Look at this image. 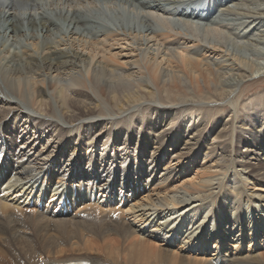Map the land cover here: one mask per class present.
<instances>
[{
  "label": "bare ground",
  "instance_id": "1",
  "mask_svg": "<svg viewBox=\"0 0 264 264\" xmlns=\"http://www.w3.org/2000/svg\"><path fill=\"white\" fill-rule=\"evenodd\" d=\"M261 75L264 0H0V264H264V94L241 91ZM33 122L71 136L67 170L62 140L15 153ZM94 200L122 208L64 219Z\"/></svg>",
  "mask_w": 264,
  "mask_h": 264
},
{
  "label": "rangeland",
  "instance_id": "2",
  "mask_svg": "<svg viewBox=\"0 0 264 264\" xmlns=\"http://www.w3.org/2000/svg\"><path fill=\"white\" fill-rule=\"evenodd\" d=\"M224 34L225 33H223L222 34V36L224 37ZM262 77L261 78H259L260 76H257L256 78H257V80L258 81H253V82H250V83H246L245 85H243V87H241V91H245L246 90V98H244V100L245 101H247V98H255V96L258 94V93H261V94H264V75H261ZM259 78V79H258ZM244 87H245V89H244ZM263 90V91H262ZM258 91V92H257ZM239 93V92H238ZM256 94V95H255ZM254 96V97H253ZM225 105H228V103H225ZM37 107H40L41 108V105L39 106V105H36ZM36 107V108H37ZM43 107H45V106H43ZM40 108H38L37 110V112H33L32 113V115L33 116H35V117H39V118H42V119H45V118H47L46 116H45V114H43L44 113V109L42 110V109H40ZM41 111V112H40ZM43 111V112H42ZM225 117V116H224ZM226 117H227V115H226ZM14 120V118H12L11 117V115L10 116H8L7 118H6V122H8L9 120L10 121H12V120ZM98 120H102V118L101 117H98V118H91V119H86V120H84L86 123H88V122H95V121H98ZM4 121V122H5ZM88 121V122H87ZM102 121H105V120H102ZM107 121V120H106ZM105 121V122H106ZM24 123V121H22V124ZM28 124H30V123H28ZM35 124V125H34ZM13 126V125H12ZM35 126H36V123H31V125H27L26 123H25V125L23 126V127H17V129L15 128V130H16V133H15V139H16V145H15V148H16V152L15 153H18V152H24V150H25V148L27 147V146H29V148H31L30 146H32V147H34V149L35 150H37L38 152H39V154H40V157L39 158H45L46 160L47 159H50V158H48V156H46V154H47V151H50V150H52V149H54V148H56V146H57V144L59 143V140H62L63 142H62V144H67V142H68V147H67V149H66V152H67V155L65 156V157H60V159H61V166L62 167H57L56 169L57 170H61V171H63L64 169L65 170H67L69 167H68V165L71 163V161H70V159L72 158V157H75V155L73 154V147H75L76 145H75V143H74V141H72L71 142V139H68V138H70L71 136H67V137H65L64 135H63V137H59V135H58V129H55L54 130V128L53 127H47L46 125H44V126H41L39 129H38V131L37 132H35L34 133V130H35ZM109 126V125H108ZM190 125L188 124V127H189ZM26 127V128H25ZM132 127H133V129H134V132L137 134V135H139L140 133V128L139 127H136L135 126V124L134 125H132ZM168 129H169V127H168ZM136 130V131H135ZM43 134V135H42ZM52 135V136H51ZM89 136L90 135H88V136H86L85 138H84V140H85V142H87L88 140H89ZM50 137V139H48ZM12 138V139H11ZM63 138V139H62ZM12 140L13 141V139H14V137H13V134H9L8 136H7V134H5V136H1L0 137V142H2V141H7L8 143H10V141L9 140ZM0 145H1V143H0ZM86 145H87V143H86ZM85 145V146H86ZM14 147V145L12 146V148ZM23 147V148H22ZM124 148V146H119V147H117L116 149H114L113 151H112V154L113 153H115V152H121V149L120 148ZM78 148V147H77ZM79 149V148H78ZM90 150L91 149H88L87 151H81L80 149H79V152H77L76 154H81V153H84V155H85V153L86 154H88V153H93V154H98L99 153V157L103 160V164H104V166H105V164H109V165H111V167L114 169V167H115V164H112L109 160H108V158L106 157V158H104V156L102 157V153L104 152V151H106V150H104V148H94V149H92V151L90 152ZM103 150V151H102ZM123 150H125V149H123ZM122 150V151H123ZM111 151H109V153H110ZM123 152H125V151H123ZM122 152V153H123ZM30 153H32V152H29L25 157H24V159H25V161H26V165H28V166H31V167H33L34 165H36V163L37 162H39V161H41V160H34V159H28V156L30 155ZM111 154V153H110ZM130 154H135V151L133 150V148L132 149H130ZM74 155V156H73ZM131 156V155H130ZM55 157V156H54ZM56 157H57V155H56ZM136 157V158H135ZM132 156V158L131 157H128L129 159L131 158L132 159V162H133V164L135 165V169L137 170V167H136V165L140 162L139 161V157L138 156ZM143 157V163H142V161L140 162V164H142V166H143V168L145 169V171H148V173H150L153 169H154V165L156 164V160H154V161H152L151 162V160H148L147 158H146V156H142ZM33 158V157H32ZM125 158V157H124ZM164 160H163V163H162V166H160L159 167V165H158V167L155 169V171H152V174H153V176L152 177H150V180L151 179H153L154 177H156V175H160L162 172H163V169L165 168V167H167V168H169L170 166L172 167L173 165H174V163H172V164H168V161H169V159H168V157H164L163 158ZM67 160H69L68 162H67ZM131 161H127V162H123L120 166L121 167H119L120 168V173H123V171H121L122 169H125L126 168V164H128V168H129V166L131 165V163H130ZM146 162V163H145ZM149 162V163H148ZM165 162V163H164ZM167 165V166H166ZM104 166H102L101 167V170L99 171V172H101V174L103 175V177H105V175L107 174V173H105V172H102V168L104 167ZM156 166V165H155ZM96 168H98V166H96ZM131 168V167H130ZM173 168H174V171H176V173H179L180 171V169H179V167H176L175 165L173 166ZM172 168V169H173ZM82 171H84V174H87V173H89V172H91V173H93L94 171H95V166H91V167H87V165L86 166H82ZM85 169H88V171L87 170H85ZM136 170H135V172L134 173H136ZM97 171V170H96ZM128 173H132V172H128ZM128 173L126 174V175H128ZM188 171H186L185 173H181V180H183L185 177H186V179H188V178H190V177H192L191 175H188ZM180 174V173H179ZM187 175V176H186ZM89 176V175H88ZM80 176H77L76 177V179H78ZM85 181H87V179H89L88 177H87V179L86 178H83ZM82 180V179H81ZM249 190L250 191H253V192H260V193H262L263 195H264V185H262V186H260V185H249ZM1 189H3V186L1 187ZM141 192H143V189H142V191ZM138 193V192H137ZM144 193V192H143ZM138 199H139V197H136L135 199H134V202L133 203H131V204H135V203H139V201H138ZM133 201V200H132ZM93 203V204H92ZM92 203H89L88 204V202H85L84 204H83V206L82 207H79L78 209H76L77 211H78V213L76 214H70L69 216L70 217H66V218H64L65 220H67V221H76V220H81V219H84L85 218V216H87V214H90V213H92V212H94L95 211V208H98L99 209V212H100V215H101V217L102 218H107V217H112L113 215V212H110L109 210L110 209H115V208H122L121 206H120V204L118 205H116V206H113L112 204L111 205H106V203L105 202H103V203H99V201H92ZM16 205H18L17 203H16ZM132 205V206H133ZM131 206V207H132ZM130 206H128L127 208H131ZM54 209H56V208H54ZM140 209L141 210H145V208H143V207H140ZM16 212H17V210H15ZM121 211H123V210H121ZM119 213V214H118ZM118 213H114V215L116 216V218H119L120 220L122 219H124L125 221H128V222H131L133 225H135V226H137V227H141L144 231H146V229H147V226L149 225V224H147V223H142V221L141 220H139L138 218H137V216H136V214L135 213H133V211H127V212H124V214H122V212L120 213V212H118ZM29 214V212L27 213V215ZM18 215H20L21 217H23L24 218V216H23V214L22 213H18ZM112 215V216H111ZM105 216V217H104ZM53 219H60V218H55V217H53V216H51ZM73 221V222H74ZM154 227H156V226H154ZM158 228V227H157ZM152 229V228H151ZM30 230V229H29ZM150 229H147V231H149ZM153 231H155L156 233H161L162 231L158 228V231L157 230H153ZM251 243V244H250ZM212 244H210V246H211ZM232 245H234V244H232ZM250 245H252V242L251 241H249V242H247L246 243V246L249 248L250 247ZM230 246H231V244H230ZM68 247V246H67ZM234 247H236V245H234ZM258 249V251H260V250H264V241L262 242V244H261V247H259V248H257ZM210 250H211V248H210ZM253 250L255 251V248H253ZM252 250V251H253ZM253 251V252H254ZM212 251H210V253H211ZM238 253H241V252H239L238 251ZM243 253V252H242ZM240 255V254H239ZM242 255V254H241ZM209 256V255H208ZM249 259H251V257H248Z\"/></svg>",
  "mask_w": 264,
  "mask_h": 264
}]
</instances>
